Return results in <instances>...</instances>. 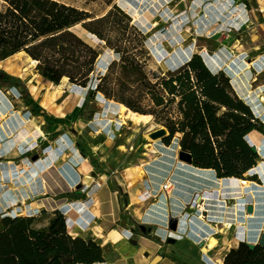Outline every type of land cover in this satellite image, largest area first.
Segmentation results:
<instances>
[{"label": "rangeland", "instance_id": "obj_1", "mask_svg": "<svg viewBox=\"0 0 264 264\" xmlns=\"http://www.w3.org/2000/svg\"><path fill=\"white\" fill-rule=\"evenodd\" d=\"M61 1L84 8L92 15L103 13L116 3L132 15L133 23L140 30L141 23L157 19L159 23L153 27L151 33H144L141 30L147 38L150 54L147 71L153 80L157 79L156 75L168 71L169 66L164 57L173 53L178 47L191 49L202 54L203 57V50H206L210 56L220 57L219 70L223 69L231 77L235 92L242 97L233 84L236 72L229 63L231 59L240 56L242 61L238 62V66L245 68L251 63L246 56L253 59L257 56V51L252 53L247 51L248 45H252L256 40L252 39L254 37L252 27L246 28V21L237 19L235 9H242L246 13L247 20L248 11L252 10V13L257 14V11H253L254 2L249 0ZM174 10L180 12L175 13ZM89 39L96 42L95 38L89 37ZM99 45L101 46V43ZM0 69L18 79V82L0 81V90L6 95L5 102L8 104L5 105L7 107L5 115L0 117V165L3 160L18 159L8 153L16 148L15 143L25 144L24 146L28 148V157L23 161L8 164L6 168L0 166V187L3 186L0 192V217L3 212L14 216H37L39 218L37 226L47 228L52 210L42 213L43 208L46 207L42 204L47 200L46 197L53 194H57V197L61 196V193L67 189V180L68 188L74 191L79 189L78 177L76 180L71 177L72 174L78 175V173L66 162L71 154L70 149L80 152L83 150L96 169L104 166L113 169L131 163L139 164L136 167L137 171L143 174L145 166L140 164L145 163L151 177L159 181L174 169L175 158L172 155L177 147L180 149L181 147L178 144V137H174L169 145L164 143L163 137L168 133L161 119L153 115L147 125H135L131 120L127 124H120L118 112L112 103L121 102L98 97L85 100L87 88L71 83L66 77L59 84L48 81L41 75L38 63L33 62L25 52H18L1 61ZM259 71L252 66V76L258 77ZM263 75L264 72L261 74L262 78ZM256 83L258 82L252 84V88H256ZM150 104L149 99L144 101V105ZM171 107L175 108V103H172ZM260 115L264 123V113ZM7 126L10 131L4 130ZM159 129H164L166 134L153 138L151 132ZM135 133L137 136H134ZM246 138L257 146L264 145L263 136L257 131ZM154 141H159L160 144L157 146L147 144ZM257 152L259 157L254 167L264 161V153H260L259 150ZM34 154H38L37 160H34ZM63 160L66 163L65 167ZM150 160L153 161L148 163ZM37 164L41 166L38 167ZM6 174H10L11 178L2 179ZM253 176H256L255 179ZM240 179L250 182V186L245 191H241L239 187H229V183L238 184L235 180L228 179L225 184L222 179L216 177L213 170L204 168L197 167L193 181L184 180L213 193V196L206 200L208 203L206 214L197 208L192 211L194 215L192 217L198 216L196 219L199 224L198 228L193 226L192 240L204 247L207 246L206 237H217L216 245L210 254L219 261L224 250L240 242L236 230L237 222L244 225L245 238L249 242L257 241L264 231V176L259 172H246L244 178ZM44 181L47 182V186L40 187L45 183ZM33 184L39 185L38 188ZM120 194L123 195V191H120ZM238 203L252 204L254 211L248 212L246 209V214L241 213L236 209ZM202 214L205 218L201 221L199 215ZM248 214L250 215L247 216ZM225 224L229 226L227 232L217 230L218 226ZM142 230L138 229L140 232ZM182 235L186 236L185 232ZM185 238L178 243L188 245L189 240ZM193 254L191 253L189 261L183 260V264H206L203 260L198 261V253L194 257ZM146 257L148 256L145 255L144 259ZM104 262L115 264L109 256Z\"/></svg>", "mask_w": 264, "mask_h": 264}, {"label": "trees", "instance_id": "obj_2", "mask_svg": "<svg viewBox=\"0 0 264 264\" xmlns=\"http://www.w3.org/2000/svg\"><path fill=\"white\" fill-rule=\"evenodd\" d=\"M0 2V62L25 52L38 61L48 81L59 84L66 77L86 87L85 100L115 99L133 111L154 115L167 128L164 143L178 137L181 149L192 154L193 165L212 169L217 178H244L256 165L259 153L246 136L255 131L264 135V123L235 92L231 77L223 69L213 72L202 54L178 47L164 57L168 71L153 80L147 71V38L118 4L92 15L61 0ZM10 80L18 82L0 69V81ZM146 99L150 105H144ZM38 220L1 214L0 264L105 260L98 243L69 233L61 210L52 211L47 228H39ZM223 264H264V245L240 241L227 251Z\"/></svg>", "mask_w": 264, "mask_h": 264}, {"label": "crops", "instance_id": "obj_3", "mask_svg": "<svg viewBox=\"0 0 264 264\" xmlns=\"http://www.w3.org/2000/svg\"><path fill=\"white\" fill-rule=\"evenodd\" d=\"M249 1L254 2L253 11H257V14L256 12L252 13V10L248 11L247 20H245L246 28L252 27L254 36L252 39L256 40L252 45H248L247 51L249 53L257 51V56L253 59H250L248 55L246 56L248 62H253L259 56L264 57V0ZM6 105L8 104L6 103ZM147 144L157 146L160 142L154 141ZM14 145L16 148L13 151H8L9 155L13 158L17 157L16 161H23L24 158L28 157V148L24 146L25 144L15 143ZM179 149L177 147L174 151L173 158H176L175 155ZM69 151L71 154L66 162L78 173V175L72 174L71 177L74 180L78 177L79 189L74 191L68 188L69 181L67 180V189L61 193V196L57 197V194H50L51 196L46 197L47 200L42 203L46 206L42 213L47 210H61L67 217L69 233L74 237L83 236L87 241L93 240L98 243L102 248L104 259L109 256L115 264H183V260H190L191 253H194L193 257L198 253V261L203 260L204 263L208 264L204 258L203 247L192 240L193 217H189L188 213H192L194 208L183 209L184 200L189 199L197 189H201L199 186L189 183V181H193L194 175H187L184 179L178 176L181 183L174 184L175 196L168 197L167 192H163L156 200L140 201L138 200L139 194L149 184L159 188L167 177H176L177 175L173 174L175 169L169 170L168 175L159 181L151 177L145 163L140 164V166H145L143 174L137 171L136 167L139 164L131 163L111 168L112 170L106 166L96 169L82 152L73 149ZM65 154L67 155V153ZM65 160L62 161L64 167ZM140 160H144V158H140ZM16 161L10 158L1 161V163L7 162L10 165ZM151 161L153 160L148 163ZM37 166L40 167L41 165L37 164ZM43 166L45 165L43 164ZM188 169L193 170L192 168ZM207 170L212 171V169ZM185 179L189 181H184ZM44 182L46 184L43 183L40 187L47 186V182ZM33 186L38 188L39 185L33 184ZM120 191H123V195L120 194ZM71 209L73 212H70ZM170 215L176 217L174 226L168 221ZM188 226L190 229L185 230L186 236H183L182 233ZM139 228L143 230L140 232L138 231ZM70 229L73 231L70 232ZM112 231H114L113 234H111ZM185 237L189 240L188 245L179 244L178 242L185 240ZM238 244L239 242L224 250L221 258L222 264L230 247H236ZM145 255L148 257L144 259ZM157 256L159 259L154 262Z\"/></svg>", "mask_w": 264, "mask_h": 264}, {"label": "bare ground", "instance_id": "obj_4", "mask_svg": "<svg viewBox=\"0 0 264 264\" xmlns=\"http://www.w3.org/2000/svg\"><path fill=\"white\" fill-rule=\"evenodd\" d=\"M155 1H159L160 0H155ZM163 1V0H162ZM238 9H235V16L237 15V19H239L240 21H245L246 20V13L244 11H242V9H239L238 11H236ZM173 12L175 13H179L180 11L174 10ZM222 13V11H221ZM159 23V21L157 19L148 21V23H141L142 27L141 30L144 33H151V31L153 30V27L156 26ZM204 53V60L206 62V64L208 65V67L213 71V72H217L219 70L220 67V62L219 59L220 57H212L210 56V54L208 53V51L206 52V50H203ZM264 57H258L257 59H255V61L248 63L246 65L245 68H241L239 67V61H242L240 56H237L236 58L231 59L229 65L231 66V68L236 72V76L233 80V84L235 86V88L238 89V91L242 94V97L246 103H248L254 113L259 117L261 116L260 114L264 113V78H262L261 74L264 72ZM33 62L38 63L37 60L32 59ZM239 62V63H238ZM252 66L259 71V76H252L251 73V68ZM263 71V72H262ZM264 76V75H263ZM254 82H258L255 84L256 88H252V84ZM5 99H7L6 95L0 90V117L2 118L4 114V112L7 110L6 102ZM112 105L116 108L117 112H118V120L120 122V124H127L129 120H131L135 125H147L150 123L153 115L152 114H142L136 111H133L131 109H128V107L123 104V103H117V102H113ZM5 131H10L9 127H4ZM134 136H137V133L134 134ZM248 136V135H247ZM246 136V137H247ZM1 139V137H0ZM258 150H261V147L258 145ZM8 165L7 162H2L1 163V167L2 168H6V166ZM252 172H259L264 176V161H262L261 163H259L256 167H252L250 170H248V173H252ZM10 179V174H6L5 176L2 177V179ZM235 180L236 179H232ZM222 181L225 183L226 181H228V178H224L222 179ZM22 182H24V179H22ZM238 184H231L229 183V187L232 188L233 187H239L241 189V191H245V189L247 187L250 186V182L245 180V179H240L238 181ZM227 183V182H226ZM225 183V184H226ZM5 185V183L3 184ZM3 187V186H2ZM2 187H0V192ZM242 193V192H241ZM240 204H237L236 209L240 208ZM70 212H73V209L70 210ZM250 214H248L247 216H249ZM198 217V216H197ZM197 217H193V224L192 226L194 227H199L198 224V220L196 219ZM205 218L204 214L199 215V219H201V221ZM237 225L239 226V229H241L242 231L245 230V228L243 227L244 225H241L240 222H237ZM229 226H227L226 224L223 226H218L217 230L220 231H224L227 232ZM72 232V231H70ZM114 231L111 232V234H113ZM243 232L239 231L238 238L240 236V234H242ZM216 239L214 236H209L207 238V246L203 247V252H204V258L205 260L208 262V264H220L221 261L214 259L211 255H210V251L214 248V246L216 245ZM80 264H85V263H80ZM93 264H106L104 261L100 262H94Z\"/></svg>", "mask_w": 264, "mask_h": 264}, {"label": "built area", "instance_id": "obj_5", "mask_svg": "<svg viewBox=\"0 0 264 264\" xmlns=\"http://www.w3.org/2000/svg\"><path fill=\"white\" fill-rule=\"evenodd\" d=\"M36 155H38V154H36ZM175 159H177V160H176V166L174 168L175 172H173V174H176L177 176L176 177H173V176L167 177L166 180L160 184L159 188H156V187L151 186L149 184L148 187L146 189H144L143 192H141L139 194L138 200H140V201L156 200V199H158V197L163 192H167L166 195L168 197H172V195L175 196L174 184L177 182L181 183V180L179 178L184 179V178H186L187 175L193 176V175L197 174L196 173L197 167H194V165H191V164H188L186 162L179 160L178 153H177V156ZM188 168H192L193 170H189ZM176 169H177V173H176ZM178 176H179V178H178ZM212 194H213L212 192H209L205 189H199V190L197 189L196 191H194L192 193V195L189 199L184 200L183 209L186 210L187 208H197L198 210H200L201 212H205V214H206L208 212V209L206 208V205H208V203H206V200H208L210 198V196H213ZM239 197L240 196H238V198ZM240 205L241 206H240V208H238V210L241 213L243 212L244 214H246L247 204L242 203ZM188 215H189V217L194 216L193 213H191V212L188 213ZM240 216L241 215H239V217ZM172 219H176V217H174L173 215H170L168 221L170 222ZM241 225H243V224L241 223ZM189 229H190V226H188L187 229L185 228L184 232H185V230L187 231ZM236 230H237V234H239V231L243 232L245 234V230L242 231L241 229H239L238 225H236Z\"/></svg>", "mask_w": 264, "mask_h": 264}, {"label": "water", "instance_id": "obj_6", "mask_svg": "<svg viewBox=\"0 0 264 264\" xmlns=\"http://www.w3.org/2000/svg\"><path fill=\"white\" fill-rule=\"evenodd\" d=\"M258 133H260L262 136H263V140H264V135L260 132V131H257ZM166 131L164 129H159V130H155V131H152L151 132V136L153 138H157V137H160L162 135H165ZM253 142V141H252ZM252 144V147L254 150L258 151V146L256 143H251ZM261 147V150H259L260 153H264V145H259ZM38 155H34L33 158L36 159ZM178 158L179 160L183 161V162H186L188 164H191L193 165V156L190 152L186 151V150H183V149H179L178 151ZM228 179H236V181L239 180V178H235V177H230ZM36 211L38 212V208L36 207ZM247 211L248 212H253L254 211V206L252 204H248L247 205ZM171 225L174 226L176 224V220L175 219H172L171 221ZM246 235L244 233L240 234L239 236V239L240 241H244L246 240ZM247 241V240H246ZM249 242V241H248ZM252 244H261V245H264V231L261 233L259 239L255 242H250ZM159 259V257L157 256L154 260V262H157Z\"/></svg>", "mask_w": 264, "mask_h": 264}]
</instances>
